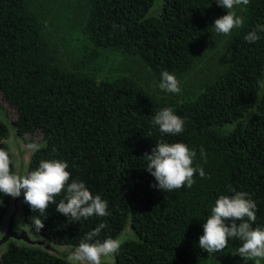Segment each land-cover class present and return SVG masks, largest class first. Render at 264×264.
Instances as JSON below:
<instances>
[{"label": "trees", "instance_id": "1", "mask_svg": "<svg viewBox=\"0 0 264 264\" xmlns=\"http://www.w3.org/2000/svg\"><path fill=\"white\" fill-rule=\"evenodd\" d=\"M155 0H90L83 33L92 49L88 61L108 49L137 56L160 82L161 72L177 80L209 50L214 39L211 0H164L160 18L146 15ZM242 8L243 26L227 43L226 69L207 82L196 98L171 105L149 96L135 81H97L65 70L46 38L43 24L27 0H0V106L11 127L0 117V149L8 152L17 174L12 137L27 158L24 174L41 160L68 164L70 180L83 182L107 201L109 215L71 221L51 204L46 216L19 197L22 220L45 244L69 254L100 223L107 227L96 239L119 238L118 253L102 264H204L199 248L203 223L220 195L246 192L255 202L256 221L264 228V32L244 37L264 25V0ZM171 107L184 120L180 134H162L152 116ZM159 141L181 142L195 150L193 177L170 192L152 185L145 153ZM28 143L40 145L31 152ZM12 144V145H11ZM201 148L205 157H201ZM25 155V157H26ZM66 193L55 197L58 204ZM13 198L0 194V231ZM43 219L36 229L34 220ZM241 241L229 238L223 251L237 253ZM0 264H73L41 247L17 245L0 254Z\"/></svg>", "mask_w": 264, "mask_h": 264}, {"label": "clouds", "instance_id": "2", "mask_svg": "<svg viewBox=\"0 0 264 264\" xmlns=\"http://www.w3.org/2000/svg\"><path fill=\"white\" fill-rule=\"evenodd\" d=\"M217 6L224 8L226 15L217 18L212 27L218 34L230 35L233 29L243 26V17L238 16L234 8L248 5L249 0H215ZM264 32V25H256L244 39L255 43L259 39L258 33ZM264 87V81H258ZM161 91L178 94L179 81L168 71L161 72V79L157 85ZM152 124L158 126L162 134H180L184 131V120L176 115L171 107L160 109L152 116ZM31 152L38 151L40 145L28 143L24 145ZM201 157L205 152L201 148ZM196 156L195 150L181 142L168 143L159 141L152 148L151 154L145 153L143 159L147 161L145 168L154 177L156 187L161 191H172L185 185L191 188L195 183L196 173L201 178L205 176L202 167H193ZM11 160L7 151L0 149V194L11 198H18L23 191V200L30 208L41 216H46L45 210L55 204L56 211L71 221L87 219L93 215L105 217L108 203L99 195L93 196L86 185L78 180H70L68 164L61 160H41L38 167L24 175L12 173ZM64 191V198L56 203L55 197ZM232 191V195H220L211 207V214L203 223V235L199 238V248L208 255L221 253L228 245L229 238H237L241 246L236 255L243 259H255L256 264L264 259V228L252 227L256 221V205L248 193ZM34 224L37 230L44 227L43 219L36 218ZM106 223H100L94 230L88 232L79 245L69 254L67 259L73 264H102V257H111L118 253L122 240L111 237L103 240L96 239Z\"/></svg>", "mask_w": 264, "mask_h": 264}, {"label": "rangeland", "instance_id": "3", "mask_svg": "<svg viewBox=\"0 0 264 264\" xmlns=\"http://www.w3.org/2000/svg\"><path fill=\"white\" fill-rule=\"evenodd\" d=\"M27 1L39 16L46 38L56 52V62L62 68L91 76L97 81L131 79L143 88L149 96L171 105L194 100L203 91L207 82L213 81L226 69L228 62L227 43L239 29H233L231 34L227 36L218 34L214 29V39L209 50L187 73L178 79L181 90L178 94H173L158 88L159 81L154 78L149 68L137 56L103 49L100 50L96 59L88 61L87 55L91 52L92 46L82 29L88 16L90 0ZM210 6L213 24L217 18L227 14V10L217 6L215 0H211ZM234 10L238 16L243 17L240 5L236 6ZM7 116L9 119L8 113ZM11 143L14 144L15 148L16 145H19L13 137ZM22 152V147H18V154L14 155V161L18 167L20 162L27 158L26 152ZM20 153L24 155L20 157ZM204 264H256V261L255 259H243L232 251H223L214 253L212 256L207 255ZM260 264H264V259L260 260Z\"/></svg>", "mask_w": 264, "mask_h": 264}, {"label": "water", "instance_id": "4", "mask_svg": "<svg viewBox=\"0 0 264 264\" xmlns=\"http://www.w3.org/2000/svg\"><path fill=\"white\" fill-rule=\"evenodd\" d=\"M164 0H155L152 8L146 15V18L149 17H156L160 18V14L163 8ZM264 95V87H261L258 96L259 99L254 106L249 111L248 116H246V119L250 117L251 112L256 109L257 105L259 104L261 98ZM0 117L2 120L11 127L10 120L8 119L7 113L3 107L0 106ZM24 161L21 162L19 165V168L17 169L18 175H24ZM19 200L18 198H13L12 205L13 210L7 217V220L4 225V229L0 232V249H5L7 247H15L17 245H25V246H37L41 247L45 252L50 253L51 255H54L56 257H61L64 259H67L68 255L66 254V251H60L56 248H54L50 244H45L44 241L35 235L32 230L27 226V224L22 220L21 216L19 217V207L17 206V202ZM1 254V253H0ZM104 258V257H102Z\"/></svg>", "mask_w": 264, "mask_h": 264}, {"label": "bare ground", "instance_id": "5", "mask_svg": "<svg viewBox=\"0 0 264 264\" xmlns=\"http://www.w3.org/2000/svg\"><path fill=\"white\" fill-rule=\"evenodd\" d=\"M18 147H20V145H16V148L18 149ZM18 151V150H17ZM25 152V151H24ZM21 157V156H20ZM23 161V160H22ZM21 161V162H22ZM21 162H20V164H21ZM19 168V167H18ZM19 202H20V200H18V202H17V206L19 207V214H18V216L20 217L21 215H20V204H19ZM14 208H13V205L11 206V208H10V211H9V213H8V216H9V214L11 213V211L13 210ZM7 216V217H8ZM3 229H4V227H3ZM2 229V230H3ZM1 230V231H2ZM60 251H62V250H60ZM64 251V250H63ZM2 252V249H0V253Z\"/></svg>", "mask_w": 264, "mask_h": 264}, {"label": "flooded vegetation", "instance_id": "6", "mask_svg": "<svg viewBox=\"0 0 264 264\" xmlns=\"http://www.w3.org/2000/svg\"><path fill=\"white\" fill-rule=\"evenodd\" d=\"M18 150V149H17ZM22 153H24V151L22 152ZM22 153H20L19 155L22 157L23 155H22ZM1 232V231H0ZM7 248H9V247H7ZM7 248H5V249H7ZM5 249H2V252L5 250Z\"/></svg>", "mask_w": 264, "mask_h": 264}]
</instances>
